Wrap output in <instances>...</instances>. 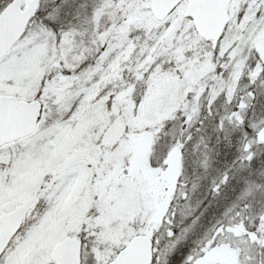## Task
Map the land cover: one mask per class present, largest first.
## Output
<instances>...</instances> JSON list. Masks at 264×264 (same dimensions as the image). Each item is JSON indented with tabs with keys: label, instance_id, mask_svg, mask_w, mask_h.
<instances>
[{
	"label": "snow or ice",
	"instance_id": "6c2138e0",
	"mask_svg": "<svg viewBox=\"0 0 264 264\" xmlns=\"http://www.w3.org/2000/svg\"><path fill=\"white\" fill-rule=\"evenodd\" d=\"M258 35L264 0H0V264H264ZM208 54L236 90L193 105Z\"/></svg>",
	"mask_w": 264,
	"mask_h": 264
},
{
	"label": "trees",
	"instance_id": "16d2710c",
	"mask_svg": "<svg viewBox=\"0 0 264 264\" xmlns=\"http://www.w3.org/2000/svg\"><path fill=\"white\" fill-rule=\"evenodd\" d=\"M219 80H224V79L215 76L213 74V67H212L209 73L204 75L195 85L194 91L196 95L192 101V104L196 105L202 102L203 104L206 105L210 103L211 91ZM205 90L209 92V99L201 101L200 98L205 93ZM257 116L258 118L264 116V113H258ZM157 131H159V129H157ZM202 134L209 136V142L212 141L213 143L214 134L210 126L207 128L206 132ZM208 146L209 148L212 149V156H213L212 168L209 169L207 175L203 179L201 189L196 194L197 198H203L207 196L209 199H211L210 187L212 180L216 177L218 173H221L228 168V166L232 163L233 159L235 158V154H236L235 150L233 152H230L227 151L226 148L224 149V143H221L219 147H214V145L212 144H208ZM189 174H192L191 166H189ZM213 211H215V209L210 210L209 217L211 216Z\"/></svg>",
	"mask_w": 264,
	"mask_h": 264
},
{
	"label": "rangeland",
	"instance_id": "374dc122",
	"mask_svg": "<svg viewBox=\"0 0 264 264\" xmlns=\"http://www.w3.org/2000/svg\"><path fill=\"white\" fill-rule=\"evenodd\" d=\"M110 16H105V22L110 19ZM231 18V17H230ZM87 26V25H85ZM238 39V37L233 36L231 39H228L226 37L225 40V50H227L228 47L231 46V42L232 40ZM255 44L257 47H264V35H258L256 37L255 40ZM239 49L233 53V56L238 54ZM212 65H211V54H208L207 56V62L206 63H201L199 64V66H196L195 64L189 65L188 66V76L186 77L187 79V84H188V90H194L195 85L197 84V82L207 73H209V71L211 70ZM165 88L159 93L161 95H165L168 92V89L170 87V84L165 81ZM227 90H232L235 91L236 90V81L233 80L232 78H229L227 80H219L216 85L214 86V88L211 91V100L216 96H218L221 92H225ZM175 98L174 95L173 97H170V100ZM179 103L180 104H184V99L183 97L179 98ZM214 134V138H213V143L212 141L209 142V136L208 137V144H212L214 145V147H219L221 145V143H224L222 136L219 137V143H217L218 140V136L217 134L213 131ZM227 149V151L233 152L235 150V141L233 143V146L231 148L227 147L224 143V149ZM146 151H150V145L146 148ZM189 151H191V149H189ZM178 163V162H177ZM171 165H170V169H171Z\"/></svg>",
	"mask_w": 264,
	"mask_h": 264
},
{
	"label": "water",
	"instance_id": "95a60500",
	"mask_svg": "<svg viewBox=\"0 0 264 264\" xmlns=\"http://www.w3.org/2000/svg\"><path fill=\"white\" fill-rule=\"evenodd\" d=\"M201 33L207 35L211 28L215 26L218 20H227L230 19L229 16L223 15V5L218 8L214 6H207L201 13ZM223 27V24L220 25ZM216 35H219L217 32Z\"/></svg>",
	"mask_w": 264,
	"mask_h": 264
}]
</instances>
